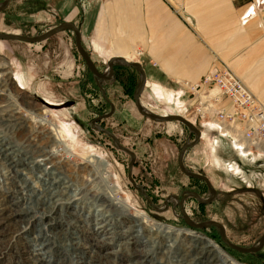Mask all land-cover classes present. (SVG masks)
Returning <instances> with one entry per match:
<instances>
[{
    "label": "rangeland",
    "instance_id": "374dc122",
    "mask_svg": "<svg viewBox=\"0 0 264 264\" xmlns=\"http://www.w3.org/2000/svg\"><path fill=\"white\" fill-rule=\"evenodd\" d=\"M4 1L0 0V5ZM101 1L10 0L0 13V34L36 37L61 23H72L80 30L83 18L97 13ZM166 2L167 9L188 25L184 11L180 12L183 6L179 8L177 3ZM74 41L71 31L60 32L38 44L0 41V85L3 86L0 114L15 111L25 120L23 129H13L12 132L9 127L0 125V136L9 143L11 141L17 149L16 158L32 157L34 173L31 176L37 174L38 165L47 172L63 174L74 185L78 195L76 199L83 204V199L88 203L91 196L104 188L98 166L104 163L108 175L106 181L119 188L115 198L124 201L128 207L124 213H115L121 221L126 223V219H131L135 212L142 213L148 218V227L197 233L214 243L236 264H264V246L255 254L236 253L222 244L216 228H188L179 210L182 200L184 213L193 224H219L224 228L229 243L243 249L254 248L264 233V155L257 152L238 154L231 139L233 131L238 129L237 124L231 126L230 123L218 122L231 134L223 135L211 130L207 124L217 121L195 114L197 95L189 93L182 83L170 82L160 74L147 54L135 49L130 54L133 57L127 58L128 63H138L146 79L161 82L164 89L174 92V98L179 94L181 101L179 107L178 101L168 103L171 101L169 96L158 100L147 87L139 99L141 108L157 117L185 116L200 131L199 142L183 152L182 165L187 172L206 177L216 194L209 204L197 203L185 194L196 193L206 201L212 193L204 182L184 176L177 164L181 148L194 141V134L178 122L157 123L141 116L133 101L140 75L121 63L114 62L112 78L100 83L104 99L79 57ZM95 45L89 41L82 42L97 71L104 73L107 61L114 57ZM145 58L149 68L144 67ZM2 62L7 64V74L1 70ZM220 68L214 69L213 73ZM17 72L22 76L24 89L15 79ZM182 102L188 105L185 113L182 112ZM110 104L113 113L103 118L110 114ZM31 111L45 115V121L33 120L29 114ZM217 111L218 108H214L212 113ZM50 134L60 143L54 144ZM31 141L36 144L39 141V145L46 148L48 160L44 163L40 162L41 159L36 160L38 153ZM94 156H97V162L93 166H98L100 172L95 175L89 172L86 164ZM0 169L10 176L14 174V168L8 163L0 161ZM2 198L0 193V204ZM78 209L79 214L81 206ZM80 217L83 223L77 224L86 230L85 224L89 221L87 210ZM38 218L40 213L26 225L24 232H19L16 225L0 227V264L27 263L22 257L26 246L24 239L35 235L33 228H40L36 223ZM58 228L50 226L46 231L53 232ZM76 234L80 244L89 245V238L84 233Z\"/></svg>",
    "mask_w": 264,
    "mask_h": 264
},
{
    "label": "bare ground",
    "instance_id": "6f19581e",
    "mask_svg": "<svg viewBox=\"0 0 264 264\" xmlns=\"http://www.w3.org/2000/svg\"><path fill=\"white\" fill-rule=\"evenodd\" d=\"M124 60L128 62L127 59ZM1 70L7 74L5 62L1 63ZM104 72L106 75L107 70ZM15 77L20 80V85L23 87L21 74L17 72ZM149 86L155 97L163 96L158 86L146 81L145 87ZM2 87L0 85V93L3 92ZM164 97L168 98V96ZM168 99L170 100V97ZM143 112L151 115L144 110ZM29 114L33 120L42 123L45 121V115L41 113L39 115L31 111ZM17 115L15 111L11 114L8 111L0 114V125L9 127L11 132L13 129H23L25 120ZM207 125L220 134H230L218 123L210 122ZM231 139L234 140V137ZM50 140L54 144L60 143L51 134ZM31 142L32 147L36 149L35 152L38 153L36 160L41 159L40 162L43 163L48 160L46 148L39 145V141L37 144ZM239 145H241L239 141H235L233 149L238 154L244 155L242 153L244 151H238ZM17 152L11 141L9 143L0 136V161L14 168L12 176L0 169V193L3 196V202L0 204V227L16 225L19 232H24L26 225L40 213V218L36 222L40 228H33L32 232L35 235L24 239L26 246L22 257L26 259V264H236L214 243L197 233L173 232L164 227H148V218L138 212H135L131 219H126V223L121 221L115 213L117 211L124 213L128 207L124 201L115 198L119 188L106 181L108 175L105 172V164H98L101 173L98 172V166H93V163L97 162V156L87 160L86 164L90 173L94 175L100 173L99 176L101 175L106 190L103 188L98 194L90 195L89 202L83 199L81 204L76 199L78 195L75 194L74 185L68 182L63 174L55 171L47 172L38 165L37 174L31 176L34 173L32 157L26 155L22 157L23 159H18ZM89 172H86L88 176H90ZM68 193L70 195L67 196ZM66 196L67 198L64 199ZM80 206L81 211L78 214ZM86 210L89 221L85 224L87 229L83 230L77 223H83L80 214ZM70 217H73V220ZM50 226L59 228L53 231L55 233L46 231ZM76 232L84 233L89 238L88 246L78 242L79 236Z\"/></svg>",
    "mask_w": 264,
    "mask_h": 264
},
{
    "label": "crops",
    "instance_id": "0c3cea01",
    "mask_svg": "<svg viewBox=\"0 0 264 264\" xmlns=\"http://www.w3.org/2000/svg\"><path fill=\"white\" fill-rule=\"evenodd\" d=\"M167 1L183 6L180 12L190 27L167 9L166 0H102L97 13L81 21V43H96L123 59L132 58L137 49L174 83H199L227 64L264 105V0ZM152 82L159 85L162 97H170L168 103L178 101L180 107L179 94L174 98L172 90ZM182 103L185 113L188 105ZM224 106L226 102L219 107Z\"/></svg>",
    "mask_w": 264,
    "mask_h": 264
},
{
    "label": "built area",
    "instance_id": "2783aa9c",
    "mask_svg": "<svg viewBox=\"0 0 264 264\" xmlns=\"http://www.w3.org/2000/svg\"><path fill=\"white\" fill-rule=\"evenodd\" d=\"M183 87L192 95H197L196 115L208 117L211 121L216 119L221 124H237L238 129L231 136L234 142L239 141L241 144L238 148L240 152L244 151L242 153L245 155L252 152L264 155V105L241 82L232 68L222 65L201 82L184 83ZM211 90H215V93L211 94ZM222 102H226V106L219 107ZM214 108H218L215 114L212 113Z\"/></svg>",
    "mask_w": 264,
    "mask_h": 264
},
{
    "label": "water",
    "instance_id": "95a60500",
    "mask_svg": "<svg viewBox=\"0 0 264 264\" xmlns=\"http://www.w3.org/2000/svg\"><path fill=\"white\" fill-rule=\"evenodd\" d=\"M9 1L10 0H5L4 3L2 5H0V13L3 12L7 8L8 4H9ZM64 31H71L74 34V38H75L74 45H75L76 51H77L79 57L84 62V65L86 66L88 71L91 73L92 79L95 82L100 94L102 95V97L104 99H106V97H105V94H104L103 90L100 87V83L103 82V81H108V80H110L112 78L114 62L121 63L124 67L135 69L136 71H138V73L140 75V83H139L137 92L135 93L133 101H134V105H135V108H136L137 112L141 116H143L145 118H148V119H150V120H152L154 122H157V123L178 122L179 124H181L185 128H187L191 133L194 134V141L191 144L184 145L181 148L180 153L178 155L177 164H178V168H179L180 172L184 176H186V177H188L190 179H195V180L204 182L206 184L207 188L209 189V191L212 193L211 197L209 199H207L206 201L200 199L199 196L196 193L189 192V193H186L185 195L186 196H191L193 199H195V201H197V203H199L201 205L211 203L213 201V199L215 198V194L216 193H215L214 189L212 188V186L210 185V183L207 180V178L203 177V176H200V175H196V174H192V173L187 172L183 168V165H182L183 152L186 149H188V148L194 147L199 142V139L201 137L200 136V131L196 127H194V125H192L190 122H188L186 119H184L182 117L160 118V117H157V116H154V115H146L143 112V110H142V108H141V106L139 104V99H140V97H141V95H142V93L144 91L145 85H146V76H145V73H144L143 69L141 68V66L138 63H128L123 58H112V59L108 60L107 63H106L107 74L104 75L105 72L104 73H99L97 71L93 61L91 60L89 55L83 49V46H82V43H81V35H80L79 29L72 23H61L60 25L54 27L50 31H48V32H46V33H44L42 35L36 36V37H25V36L0 34V41H6V42H16L17 41V42H22V43H25V44H38V43H41L43 41L48 40L49 38L55 36L56 34H58L60 32H64ZM110 109H111L110 114L106 115L103 118H108V117H110L112 115L113 106L111 104H110ZM100 119H102V118H100ZM128 177L130 178V172L128 173ZM179 210H180V213L182 215L183 221H184V223L186 224V226L188 228L194 229V230H205V229H208V228H211V227L216 228L219 231V233H220L222 244H224L227 248H229L230 250H232V251H234L236 253H239V254H255V253L259 252L264 246V233L262 234V236L260 237L257 245L254 248L243 249V248L237 247V246L232 245L231 243H229V241L226 239L224 228L221 225L213 223V222L207 223L205 225L193 224L187 218V216L184 213L182 200H180V203H179Z\"/></svg>",
    "mask_w": 264,
    "mask_h": 264
}]
</instances>
